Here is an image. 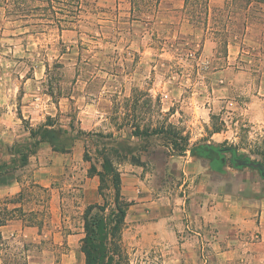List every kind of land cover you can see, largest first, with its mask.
<instances>
[{"label": "rangeland", "instance_id": "1", "mask_svg": "<svg viewBox=\"0 0 264 264\" xmlns=\"http://www.w3.org/2000/svg\"><path fill=\"white\" fill-rule=\"evenodd\" d=\"M217 1L209 0L206 9L185 0L140 7L130 0H84L80 23L64 28L41 24L39 10L26 17L41 1L0 0L4 158H10L8 145L29 136L27 125L37 127L50 115L65 126L74 117V133L112 132L143 163L173 148L166 133L135 136L138 124L149 130L172 125L189 138L187 150L209 142L264 162V10ZM226 41L239 42L241 55L230 69L215 73L226 65ZM84 151L83 141L70 152L44 143L17 171L25 215L35 218L20 220L17 235L0 246L3 264H63L64 254L68 264H81L80 239L73 234L82 228V200L87 195L101 201L99 178L88 179ZM118 166L125 173L134 164ZM249 168L264 184L258 169ZM13 197H0L2 207ZM124 238L131 264H164L163 251L138 245L130 224ZM70 245L78 246L71 256Z\"/></svg>", "mask_w": 264, "mask_h": 264}, {"label": "crops", "instance_id": "2", "mask_svg": "<svg viewBox=\"0 0 264 264\" xmlns=\"http://www.w3.org/2000/svg\"><path fill=\"white\" fill-rule=\"evenodd\" d=\"M239 46L237 41L229 43L226 65L215 73L231 68L241 55ZM216 147L226 146L206 142L183 154L162 150V157L152 156L122 174V193L132 201L127 223L137 233L138 245L163 251L164 264H203L205 253L207 264H264V184L250 165L236 164L228 152L220 153ZM19 183L0 184V197L18 194ZM182 187L188 193L186 203ZM97 200L85 195L82 202L86 207ZM17 223L21 221L0 227L4 239L17 235ZM74 235L81 240L83 229ZM70 246L71 256L78 246ZM68 257L63 255V264H68ZM80 259L85 264L82 252Z\"/></svg>", "mask_w": 264, "mask_h": 264}, {"label": "trees", "instance_id": "3", "mask_svg": "<svg viewBox=\"0 0 264 264\" xmlns=\"http://www.w3.org/2000/svg\"><path fill=\"white\" fill-rule=\"evenodd\" d=\"M36 1H41L44 5L39 9L34 7L25 11L27 12L26 17L33 16L35 14L33 11L39 10L41 12L38 16L42 20L41 24L56 23L66 28L81 21L80 12L84 0ZM130 1L133 7L157 6L161 2V0ZM200 2L202 5L206 4V9H210L209 0H185L187 6L193 7H198ZM225 4L250 9L251 6L256 5L261 11L264 10L262 6L264 0H225ZM229 43V41L225 42L226 50H228ZM74 123V117H71L68 125L65 126L57 117L49 115L46 121L37 127L27 125L29 136L26 140L7 146L9 159L4 158V147L0 141V184L9 183L11 180L20 182L21 174L17 171L30 163L31 157L44 143L50 144L54 151L70 152L79 141H83L85 143L84 159L90 162L87 174L89 177L99 178L98 191L101 197L100 202L88 204L82 211L81 222L84 235L80 240V250L85 255V264H131L124 234L128 228L127 214L132 201L127 200L122 193L123 173L118 163L128 161L134 165H143L141 155L135 153L132 145H129L126 140L115 138L112 132L92 134L79 128L78 132L74 133ZM133 128V134L139 137L166 133L164 138L178 154L185 153L190 146L189 138L172 125L167 129L149 130V128H142L139 124L134 125ZM23 195L24 189L22 188L15 197L7 198L4 207L0 202V227L14 220L26 222L29 219L34 223L35 215H25L21 203ZM8 204H13V207H9ZM4 242L6 239L3 238L0 230V246Z\"/></svg>", "mask_w": 264, "mask_h": 264}, {"label": "flooded vegetation", "instance_id": "4", "mask_svg": "<svg viewBox=\"0 0 264 264\" xmlns=\"http://www.w3.org/2000/svg\"><path fill=\"white\" fill-rule=\"evenodd\" d=\"M228 153L230 154V160L231 161H232V159H233V161L236 160V164H239V165H252V166L256 167V169H258V171L262 175V172L260 171L258 163H262L263 164V168H264V162H253V161H250V160L245 162L244 160L247 157H243V156L239 155L238 152H236L237 153V157H234L233 153L231 151H228Z\"/></svg>", "mask_w": 264, "mask_h": 264}, {"label": "water", "instance_id": "5", "mask_svg": "<svg viewBox=\"0 0 264 264\" xmlns=\"http://www.w3.org/2000/svg\"><path fill=\"white\" fill-rule=\"evenodd\" d=\"M218 152L222 153V152H228V151H231L233 153V156L234 157H237V151L235 150V148L233 147H229V146H226V147H216L215 148ZM250 159L249 158H245V162L249 161ZM236 162V160H234ZM259 165V168H260V171L262 172V175L264 177V168H263V164L262 163H258Z\"/></svg>", "mask_w": 264, "mask_h": 264}, {"label": "built area", "instance_id": "6", "mask_svg": "<svg viewBox=\"0 0 264 264\" xmlns=\"http://www.w3.org/2000/svg\"><path fill=\"white\" fill-rule=\"evenodd\" d=\"M181 197L183 198L184 203H186V199H187V197H188V193H187V190H186L185 187H182V188H181ZM188 228H189V227H188ZM205 251H206V250H205ZM207 255H208V254L205 253L203 264H207Z\"/></svg>", "mask_w": 264, "mask_h": 264}]
</instances>
